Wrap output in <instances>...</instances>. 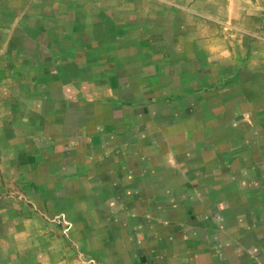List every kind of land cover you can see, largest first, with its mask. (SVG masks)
<instances>
[{
	"label": "rangeland",
	"instance_id": "obj_1",
	"mask_svg": "<svg viewBox=\"0 0 264 264\" xmlns=\"http://www.w3.org/2000/svg\"><path fill=\"white\" fill-rule=\"evenodd\" d=\"M0 264H264V0H0Z\"/></svg>",
	"mask_w": 264,
	"mask_h": 264
},
{
	"label": "crops",
	"instance_id": "obj_2",
	"mask_svg": "<svg viewBox=\"0 0 264 264\" xmlns=\"http://www.w3.org/2000/svg\"><path fill=\"white\" fill-rule=\"evenodd\" d=\"M102 24V23H101ZM109 25H111L110 27L111 28H116L114 25L112 26V24H109ZM100 26H102V25H98V24H96V25H93L92 27H93V29H98ZM81 27H85V25H82ZM101 28H107V26L105 25V23L103 24V27H101ZM88 41V40H87ZM90 42H84L83 44H89ZM102 43H105V42H102ZM101 44V43H100ZM96 49L94 48L92 51H95ZM96 57L95 56H92V59L94 60ZM156 67H158V65L156 66ZM157 71H159L158 69L155 71V72H157ZM83 73V72H82ZM121 75L122 74H117L116 73V75H115V77L116 78H119V77H121ZM123 76H126V74L124 73L123 74ZM126 79V78H125ZM112 81V84L113 83H118V85L121 83V81L122 80H120V79H113V80H111ZM116 84H115V86H116ZM130 86H132V81H131V84H130ZM115 88V87H114ZM136 88L134 87V86H132L131 88H130V91H134ZM127 91H129V89H126ZM131 99H132V97H131ZM130 102H133V101H130ZM130 102H127L125 105L127 106V108H128V111H131L130 109L131 108H133L134 107V105H132ZM14 137V136H13ZM13 137H11V139L13 138ZM25 137L26 136H23V137H21V140H18L17 142H20V141H23L24 139H25ZM30 137V136H29ZM18 153V152H17ZM22 155V154H21ZM29 173H31V171H32V173L33 172H36L37 171V169L36 168H32L31 170H30V168L28 167V170H27Z\"/></svg>",
	"mask_w": 264,
	"mask_h": 264
}]
</instances>
